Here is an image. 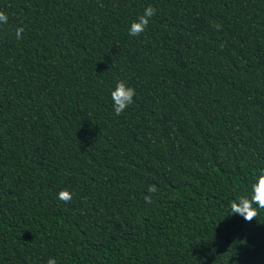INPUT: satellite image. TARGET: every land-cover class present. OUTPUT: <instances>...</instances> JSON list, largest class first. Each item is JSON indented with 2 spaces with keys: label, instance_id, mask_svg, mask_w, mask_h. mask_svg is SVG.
Returning <instances> with one entry per match:
<instances>
[{
  "label": "trees",
  "instance_id": "obj_1",
  "mask_svg": "<svg viewBox=\"0 0 264 264\" xmlns=\"http://www.w3.org/2000/svg\"><path fill=\"white\" fill-rule=\"evenodd\" d=\"M0 11V264H264V211L224 215L264 169V0Z\"/></svg>",
  "mask_w": 264,
  "mask_h": 264
},
{
  "label": "clouds",
  "instance_id": "obj_2",
  "mask_svg": "<svg viewBox=\"0 0 264 264\" xmlns=\"http://www.w3.org/2000/svg\"><path fill=\"white\" fill-rule=\"evenodd\" d=\"M155 9L151 6L143 10V14L138 15L136 19L128 25V35L132 37L139 36L143 33L155 15ZM8 22V15L0 11V25ZM23 28H17L16 37L19 39ZM111 107L115 115H120L126 108L134 103L135 89L128 86L124 81L118 80L110 90ZM149 195L145 196V202L151 203V193L157 191L156 185L148 188ZM72 194L63 189L57 193V199L65 202L71 200ZM264 211V169H257L252 175L246 190L233 197L226 206L224 215H239L246 221H251L257 216L258 212ZM47 264H57L54 258H49Z\"/></svg>",
  "mask_w": 264,
  "mask_h": 264
}]
</instances>
